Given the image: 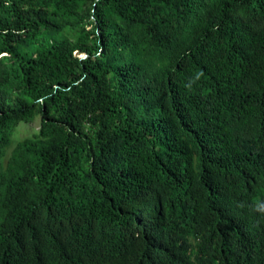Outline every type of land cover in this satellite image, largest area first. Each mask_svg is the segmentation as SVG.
<instances>
[{
    "label": "trees",
    "instance_id": "16d2710c",
    "mask_svg": "<svg viewBox=\"0 0 264 264\" xmlns=\"http://www.w3.org/2000/svg\"><path fill=\"white\" fill-rule=\"evenodd\" d=\"M0 264H264V0H0Z\"/></svg>",
    "mask_w": 264,
    "mask_h": 264
},
{
    "label": "rangeland",
    "instance_id": "374dc122",
    "mask_svg": "<svg viewBox=\"0 0 264 264\" xmlns=\"http://www.w3.org/2000/svg\"><path fill=\"white\" fill-rule=\"evenodd\" d=\"M39 127H40L39 116L36 117L31 122L21 123L15 130L14 138H13L14 139L13 145L9 149H7V152H10V149L14 146L17 139H23L25 137L32 136L34 133H36L38 131Z\"/></svg>",
    "mask_w": 264,
    "mask_h": 264
}]
</instances>
